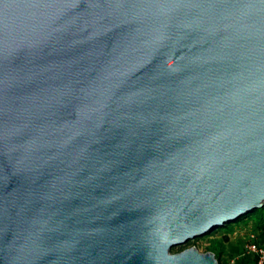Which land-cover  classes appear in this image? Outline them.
Segmentation results:
<instances>
[{
	"label": "water",
	"instance_id": "water-1",
	"mask_svg": "<svg viewBox=\"0 0 264 264\" xmlns=\"http://www.w3.org/2000/svg\"><path fill=\"white\" fill-rule=\"evenodd\" d=\"M264 208V0H0V264H219L174 247Z\"/></svg>",
	"mask_w": 264,
	"mask_h": 264
},
{
	"label": "rangeland",
	"instance_id": "rangeland-1",
	"mask_svg": "<svg viewBox=\"0 0 264 264\" xmlns=\"http://www.w3.org/2000/svg\"><path fill=\"white\" fill-rule=\"evenodd\" d=\"M254 234L257 244L264 247V236L261 235L251 219L239 223H231L227 227L218 228L211 233L187 242L185 245L174 247L170 254L179 253L188 248H196L200 253L213 250L220 254L221 262L234 260V264H254L250 257H241L244 247L249 243V237Z\"/></svg>",
	"mask_w": 264,
	"mask_h": 264
},
{
	"label": "built area",
	"instance_id": "built-area-1",
	"mask_svg": "<svg viewBox=\"0 0 264 264\" xmlns=\"http://www.w3.org/2000/svg\"><path fill=\"white\" fill-rule=\"evenodd\" d=\"M241 257H250L254 260V264H264V247L257 244V238L254 234L249 237V243L244 247ZM235 261L227 260L220 264H234Z\"/></svg>",
	"mask_w": 264,
	"mask_h": 264
},
{
	"label": "trees",
	"instance_id": "trees-1",
	"mask_svg": "<svg viewBox=\"0 0 264 264\" xmlns=\"http://www.w3.org/2000/svg\"><path fill=\"white\" fill-rule=\"evenodd\" d=\"M246 219H251L254 222L256 229L259 232H261L262 236H264V208H262L260 210H255L251 213H247V214L239 217L233 223H239V222L246 220ZM227 226H224V227H227ZM207 252L213 253L215 255V258L218 260L219 264L221 263L220 254L215 253L213 250H208V251H206V253Z\"/></svg>",
	"mask_w": 264,
	"mask_h": 264
}]
</instances>
